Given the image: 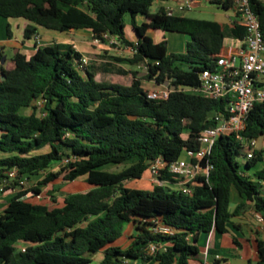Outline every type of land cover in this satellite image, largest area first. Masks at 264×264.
<instances>
[{
	"label": "trees",
	"instance_id": "1",
	"mask_svg": "<svg viewBox=\"0 0 264 264\" xmlns=\"http://www.w3.org/2000/svg\"><path fill=\"white\" fill-rule=\"evenodd\" d=\"M153 1L0 0L1 17L28 21L22 38L34 46L38 28L88 30L101 44L112 46L113 39L118 47L132 48L113 59L137 67L91 64L79 71L82 53L72 43L40 45L29 56L18 50L4 62L0 50V186L16 188L0 210V264H88L97 251L102 257L94 264H127L131 258L188 264L200 258L193 242L200 231H224L231 216L247 206L264 222V100L254 102L240 130L263 140L251 156L235 132H221L200 160L208 172L195 176L190 192L174 186L175 177L165 169L157 174L162 182L150 187L125 183L140 178L157 156L187 158V148L200 146V131L216 123L215 114L227 112L224 97L193 89L199 72L221 52L224 27L213 19L168 15L164 7L152 12ZM209 3L222 10L233 6V0ZM250 4L264 41V0ZM126 15L134 40L124 31ZM137 15L146 21L137 25ZM148 29L188 35L185 50L168 51L167 40L154 41ZM231 32L238 39L244 35L237 24ZM6 34L12 36L9 23ZM138 68L145 74L139 76ZM101 71L115 75L97 80ZM143 80L174 88L165 98L149 97ZM38 98H43L40 105ZM79 176L90 185L67 191L59 203L53 181ZM43 185L53 203L29 199ZM233 190L240 200L230 210ZM129 222L135 229L130 243L112 244ZM158 225L173 231H160ZM150 242L157 244L152 253ZM256 246L264 264V238L258 237Z\"/></svg>",
	"mask_w": 264,
	"mask_h": 264
},
{
	"label": "built area",
	"instance_id": "2",
	"mask_svg": "<svg viewBox=\"0 0 264 264\" xmlns=\"http://www.w3.org/2000/svg\"><path fill=\"white\" fill-rule=\"evenodd\" d=\"M178 11L192 9L198 0H174ZM233 20L232 25L237 24L244 29V35L240 39L241 44L231 53H221L216 56L213 65L203 68L198 75L199 83L193 89L206 96L224 97L226 99L227 112L221 111L215 114L216 123L208 125L200 131V146L197 149L187 148L185 150L187 158H176L170 161L162 156H157L149 164L148 170L156 183H161L157 177L162 169L173 174L176 185L182 191L190 192V184L199 173L208 172V165L200 163L201 158L208 153L210 147L221 132L233 131L246 147L248 156L253 154L258 138H247L240 133L246 124V117L254 102L264 100V41L260 29L258 15L253 11L250 0H233ZM168 15L175 13L172 7L165 8ZM35 47L42 45L41 37L35 34ZM93 44H101L98 38H92ZM112 44L116 41L110 39ZM132 53L133 49L129 48ZM89 63V58L82 55L77 64L79 71H82ZM171 87L161 85L156 89H148L149 97L165 98L168 96ZM43 98L36 99L37 104H41ZM15 169H11L8 174L13 176ZM1 187V186H0ZM260 220L262 217L258 214ZM158 229L171 233L173 230L167 225H158ZM157 247L155 242H150L147 252L152 253ZM215 258H221L219 254ZM175 264V263H173ZM224 264H230L224 262Z\"/></svg>",
	"mask_w": 264,
	"mask_h": 264
},
{
	"label": "crops",
	"instance_id": "3",
	"mask_svg": "<svg viewBox=\"0 0 264 264\" xmlns=\"http://www.w3.org/2000/svg\"><path fill=\"white\" fill-rule=\"evenodd\" d=\"M198 1L199 2L196 3V5H194L192 9L201 5L204 1H208L209 3V0ZM152 4L156 6V9L152 12L157 11L160 7H172L168 3H163V0H154ZM216 8L222 13L215 12V19L213 20L219 22L224 27V30L228 31V37L225 38L222 50L219 54H229L241 44L240 39L234 37L231 32L233 11L232 9H229L232 11V14L229 15L225 13L228 10H222L218 7ZM175 13L187 16L184 11ZM7 19L8 20H6V23H9L11 26L12 36L8 38L5 30L4 35L2 34L0 36V50L4 51V56L6 57L7 49H11L13 50V52L20 50L27 56L31 55L36 48L33 44L32 39L22 38L23 29L28 24V21L20 18H15L16 20H14V23L12 25L9 20L10 18ZM134 20L135 23L139 25L146 21V18L143 15H137ZM37 33L41 36L42 45L52 44L54 42L72 43V45L80 53H82V55H86L88 53L100 54L107 51V54L111 55L112 57H109L106 61H113V56L123 57L130 54L129 48H122L118 46H116L117 48H115L113 46H110L109 44H99L97 46L92 45L91 32L88 30H71L68 32H59L44 28H38ZM75 33H77V37L75 36ZM146 33L151 36L152 39L156 42L165 38L167 40L168 51L174 52L184 51L186 43L189 40L188 35L187 37L182 35L178 36L176 34H172L174 32H163L158 29H148ZM128 38L131 40L135 39V35L133 34V32L131 35H128ZM170 42L173 46L172 48L169 47ZM113 49H116L115 53L112 51ZM117 64L126 70L131 69L129 67H124L125 64ZM144 81L147 80H143L142 82L143 86L147 89H156L161 86L157 85L152 80H150L151 85H144ZM261 164H264V162H261ZM32 181L33 180H31V182ZM29 183L30 182L26 181L25 186L29 185ZM172 184L174 186H177L175 182H172ZM262 185L264 191V182ZM15 191L16 188L1 189L0 187V210L7 204L9 196L15 193ZM29 199L31 201L42 200L49 203V201L40 196V194L31 196L29 197ZM239 200L240 199L237 192L233 190L231 194L230 210L234 209ZM134 233V225L128 223V225L124 229L123 234L116 238L112 242V244H118L122 247H125L132 240L131 235H133ZM258 237L264 238V222L263 220L259 219L258 213H256L252 209V207L247 206L236 215L231 216L230 221L225 224L224 231H218L216 228H211L208 231H200L197 235L196 240H193L199 250L200 258H192L189 260L188 264H224V262L230 264H259L256 246V239ZM216 254H219L221 258L216 259ZM101 257V251L93 253L92 261L88 264L96 263ZM127 264L155 263L143 261L141 258H131Z\"/></svg>",
	"mask_w": 264,
	"mask_h": 264
},
{
	"label": "rangeland",
	"instance_id": "4",
	"mask_svg": "<svg viewBox=\"0 0 264 264\" xmlns=\"http://www.w3.org/2000/svg\"><path fill=\"white\" fill-rule=\"evenodd\" d=\"M164 2L168 3L169 5H171L175 12H180V11L177 10L173 0H163V3ZM155 9H156V6L152 4L150 10L153 11ZM215 12L222 13L220 10H218L216 8L215 5L209 4L208 1H204L201 5L197 6L194 9H186L184 11V13L188 17L198 18V19H215V14H214ZM225 13L231 15L232 11L228 10ZM6 20H8V19L0 16V36L2 34L4 35V33H5L6 24H7ZM9 20H10V23L13 25L14 20H16V19L10 18ZM131 26H132L131 25V19H130L129 16L126 15L125 16V29H124V31H125V34H126L127 37H128V35H131L132 32H133ZM133 34H134V32H133ZM172 34H176L178 36L182 35V36H186L187 37L186 34H182V33H177V32L175 33L174 32ZM75 36L77 37V33H75ZM226 37H228V31H225V38ZM92 45L97 46V44H93V43H92ZM112 46L117 48L115 44L112 45ZM169 47L170 48L173 47L171 42L169 43ZM112 51L115 53L116 49H113ZM6 54H7L8 57H10L13 54V50L7 49ZM86 56H88V58H89V63H88L89 66L91 64H94L95 66L106 67V68H111V69L112 68L114 69L116 67H120V65H118L115 60L106 61V60H108L109 57H112L111 55L107 54V51H105L103 53H100V54L88 53V54H86ZM124 67H129V68H131L133 70L137 69L135 66H129L127 64H125ZM138 70L140 71L139 74H138L139 76H142L143 72H145V69L138 68ZM113 75H115V74L112 73V72L101 71L99 74L96 75V79L97 80H102V81H109L112 78ZM127 78H129L128 75H127L126 79ZM144 85H151V83H150V81H144ZM28 110H29L28 108H24L23 109L24 112H27ZM262 143H263L262 138H259L257 140L256 147L257 148L261 147ZM184 156H186V155H184ZM122 166H123L122 164L117 165V166L113 165L111 168L112 169H119ZM53 183H54V185L56 187L55 194L57 196V199H58L59 203L63 202V196H64V194L67 191H69L71 189H73V190H75V189H83L86 186L90 185L89 183H87L85 181V176H79L77 179H75L73 181H68V182L64 181L61 178H57V179H55L53 181ZM125 183L127 185H131V186L148 187V186H151L152 183H154V180H153V176L151 175L149 170H147L140 178L126 179ZM40 196H42L45 199H47V201L53 203L51 197L45 192L44 185H43V189H42V191L40 193ZM129 224H133V223L129 222ZM127 225H128V223L125 224V227Z\"/></svg>",
	"mask_w": 264,
	"mask_h": 264
},
{
	"label": "water",
	"instance_id": "5",
	"mask_svg": "<svg viewBox=\"0 0 264 264\" xmlns=\"http://www.w3.org/2000/svg\"><path fill=\"white\" fill-rule=\"evenodd\" d=\"M4 59H5V56H3V58H2V62H4ZM144 74H145V72H143L142 75H144ZM165 84H167V82H165ZM171 88H174V85H171Z\"/></svg>",
	"mask_w": 264,
	"mask_h": 264
}]
</instances>
